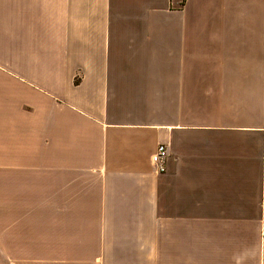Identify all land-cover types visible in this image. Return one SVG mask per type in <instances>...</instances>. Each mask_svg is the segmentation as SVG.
<instances>
[{
  "label": "crops",
  "instance_id": "obj_1",
  "mask_svg": "<svg viewBox=\"0 0 264 264\" xmlns=\"http://www.w3.org/2000/svg\"><path fill=\"white\" fill-rule=\"evenodd\" d=\"M0 264H264V0H0Z\"/></svg>",
  "mask_w": 264,
  "mask_h": 264
},
{
  "label": "built area",
  "instance_id": "obj_2",
  "mask_svg": "<svg viewBox=\"0 0 264 264\" xmlns=\"http://www.w3.org/2000/svg\"><path fill=\"white\" fill-rule=\"evenodd\" d=\"M181 3L184 0H180ZM168 155V150L166 144H158L156 150L151 155V161L155 165L158 172H162L165 170V160Z\"/></svg>",
  "mask_w": 264,
  "mask_h": 264
}]
</instances>
